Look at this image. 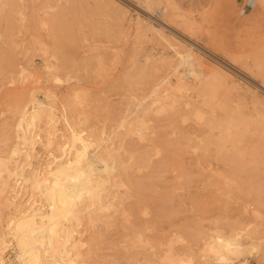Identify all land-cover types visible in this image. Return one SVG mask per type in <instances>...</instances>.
<instances>
[{
    "label": "rangeland",
    "instance_id": "1",
    "mask_svg": "<svg viewBox=\"0 0 264 264\" xmlns=\"http://www.w3.org/2000/svg\"><path fill=\"white\" fill-rule=\"evenodd\" d=\"M0 20V157L7 167L14 171L19 161L24 169L17 163L15 171L29 177L64 161L72 131L89 138L87 157L103 153L110 168L102 172L106 206L79 203L83 210L72 217L80 221H70L77 247L55 259L226 264L211 249L220 232L253 238L229 264H264V0H9ZM26 101L42 113L30 125L31 150L16 140ZM14 144L23 148L13 157ZM0 167L13 199L0 203L5 263L24 264L8 220L31 200L48 205L30 180L14 198L15 173ZM48 256L36 264L52 263Z\"/></svg>",
    "mask_w": 264,
    "mask_h": 264
},
{
    "label": "bare ground",
    "instance_id": "2",
    "mask_svg": "<svg viewBox=\"0 0 264 264\" xmlns=\"http://www.w3.org/2000/svg\"><path fill=\"white\" fill-rule=\"evenodd\" d=\"M8 1L9 0H0V10L6 6ZM10 4H11V0H10ZM147 14H148V12H147ZM149 15L151 17L153 16L151 13H149ZM2 20H0V25L3 22ZM4 22H5V19H4ZM160 23L161 22H159V24ZM165 23H167V22H165ZM11 28H12V26H11ZM8 30H9V28H8ZM10 31H12V30H10ZM10 35L12 36V34H10ZM8 37H9V35H8ZM7 41H9V39H7ZM2 44H0V50L3 47H5ZM11 45H13V44H11ZM9 47H11V46H9ZM9 49L10 48H8V50ZM11 50H9V51L11 52ZM6 52H7V50L5 52H3V53L1 52V53L4 54ZM178 53H179V50H178ZM8 61H10V64L13 63V61L11 59L10 60L8 59ZM47 67H49V66L47 65ZM178 79H180V78L178 77ZM177 85L179 86V82H177ZM180 89H181V87H180ZM29 100L31 101L33 99L31 98ZM27 102L28 101H26L25 104H19L20 105L19 109H18V107H16V110L17 109L19 110V113H18L19 114V120H18V123H16V125H17L16 126V131H19V134L16 133L17 134L16 136H18V138L17 139L15 138V139L18 140V143L21 142V143L25 144L26 146L29 145L31 147L30 148V150H31V149H33L32 147H34V143H35L37 138L35 137V134L32 135L35 132L33 131V133H31L32 131L29 130V129L35 123V121L39 120V119L36 120L38 117H42V113H41L40 110L37 111L35 109L29 111V107H27ZM19 103H20V101H19ZM21 103H23V102H21ZM16 104L18 105V103H16ZM41 107L42 106H40V108ZM49 109H51V108H49ZM47 114L49 115V113H47ZM45 116H46V113H45ZM52 117H54V116L52 115ZM17 119H18V117H17ZM64 120H67L66 117L64 118ZM67 122H68V120H67ZM69 122H70V120H69ZM36 123H38V122H36ZM65 124H67V123H65ZM36 126H38V125H36ZM36 126H34V127H36ZM67 126H69V125H67ZM32 128L33 127H31V129ZM6 131H8V130H6ZM71 132H70V135H71L72 138H70V139H72V141H71L72 144H71V142H70V144L72 145V147H71V149L68 150V153L66 152L67 153L66 154L67 158L65 160L63 159L64 161H62V162L58 161V159H57V161H54L55 165L52 166V167H49L45 171H43V169L40 170L38 168L33 169V170H31V172H30L31 176L29 175V177H27V175L24 177V174H23L24 171L23 172H19V171L16 172L17 170L15 171V166H16V169H17V166H18L17 163H20V167L23 166L21 164V162L17 161L18 160L17 158H14V159H17L16 160L17 162H16V164H15V166L13 168L14 171L13 170L11 171L9 169L10 165H9V168L7 167V161H8L7 158L5 157L6 158V160H5L4 158L0 157V166H3V167L5 166L6 167V168L4 167L5 168L4 170L7 171L8 176L9 175L11 176V172H13L12 173L13 175L15 173L13 185L11 184L13 188L10 187L11 189H13L12 192H14V195H15L14 198L17 196L16 194H18V195L21 194V192H22L21 190H23V191L25 190V188H24L25 184H26L25 182L30 180L29 183H32L33 190L38 191L40 193V196L41 195L44 196L45 199H46V203L48 205L47 206L48 209L46 208L47 209L46 210L45 209L46 206L44 207V205H45L44 203L43 204H41V203L35 204L36 202H34V201H36V200H34V201L31 200L28 203H30V204L33 203L34 205H30L29 204V208L28 209L26 208V209H21L20 210L21 214L19 213L20 216L18 215L19 216L18 218L16 217V219H15L13 217H10L9 220H8V222H9L8 226H12V227L15 228V229H13V232H15L14 230H16V233L14 234V236H16L15 238L17 239V240L15 239L16 240V244H18V247H21V249H22V250L21 249L20 250L22 251V257H23L22 260L24 261V264H28V263L30 264V262H31V264H36V263H38L39 260H41V259L44 260V258H47L46 255L48 256L49 254L50 255L48 256V259H46V260H49V259L53 258L52 259V263L49 262L50 264H61L60 261L63 259L62 256L65 255V257H68L67 255H69V253L71 252V250L69 252L70 248L68 246H71L72 250H74L73 248L77 247V246L74 247V241L73 242L71 241L72 238L74 237L72 232H74V229L76 228V226L74 225L75 226V228H74V226L71 224L70 221H72L71 219H74L72 216H74L76 214L78 215L79 210L77 211V209L80 206L79 203L82 202L83 199L87 198L88 201L90 202V205H92V206H90L91 209H94L93 208V204L95 205L97 203L102 204L101 207L103 205L106 206V203L104 204V201L102 199V195H101L102 192H100V191H101L102 187H104L105 182H106V179L102 176V172L104 170H107V168H108L107 159L105 157H103V155H102L103 153L102 154H98L99 152L98 153L95 152V154L92 152L93 154H89V155H92V157L90 158L89 155L87 157L86 154H87L88 149H89L88 147H90V143H91V142H88L89 138L87 140V137L83 138L84 136L80 135V133H74L73 132V134H71ZM79 132H81V131H79ZM83 132H84V129H83ZM47 142H46V144H47ZM15 143H17V142H15ZM76 143H79L80 146L77 147ZM48 144H50V143L48 142ZM62 144H63V142H62ZM70 146H69V148H70ZM13 147H14V149L11 148L12 149V154L11 153H9V154L14 157V155H16V154L18 155L20 153L19 149L22 150L23 146H22V148L20 146H19L20 148H17L15 146V144H14ZM73 147H75V149L72 152ZM9 154H7V155L9 156ZM25 154L27 155V153H25ZM28 154H29V156H32L31 152H29ZM71 154H74V157H72ZM2 155H4V154H2ZM104 156H106V155H104ZM10 157L11 156H9V160L11 159ZM27 158H28V155H27ZM29 159H30V157H29ZM12 162L14 163L15 161L12 160ZM9 163H10V161H9ZM100 164H102L101 167L99 166ZM49 165H51V162L49 163ZM45 168H46V166H45ZM21 169H22V167H21ZM108 169H110V168H108ZM2 170H0V172H1L0 176L2 177L4 175L2 180L4 178H5V180L2 181V185L0 183V187L2 186V192H0V203L3 202L2 200H7L5 202H8V200L10 199L9 196H8V194H10V192L7 193V189L9 187L8 186L9 182H7V180H8L9 177L5 176V173L3 174ZM106 199H105V201H106ZM10 200L12 201L13 199H10ZM47 200H48V202H47ZM8 203H10V201ZM108 203H110V201H108ZM108 203H107V205H109ZM38 204H40V206H38ZM84 205H86V204H84ZM99 206H97V207H99ZM80 207L82 208V206H80ZM81 208H79V209H81ZM86 209L90 210L88 206L86 207ZM95 209H96V207H95ZM82 210L83 209H81V211ZM79 214H81V213H79ZM77 217H79V216H77ZM77 217H75L74 220H79L81 218V217L80 218H77ZM62 218L67 220L68 224H66L65 222L63 223L62 222ZM61 223H63L62 224L63 226L60 225ZM77 223L80 224L79 222H77ZM8 226H7V228H8ZM76 231H77V229L75 230V232ZM261 232H262V230H261ZM224 234H226V233H224ZM2 235L3 234L0 235V264H6L5 263L6 261H5V258H4V251L6 249L7 244L5 243L4 238H3ZM259 236L262 237L261 234ZM215 238H216V242H215L216 245L215 246L212 245L211 249L213 250V252H218L220 258L226 264H229L230 262H232L234 258L243 257L244 254L246 253V245L249 242H251L252 239H253V238H250L251 240H247V241H241L240 237H235V238H232V239H228L226 236H224L220 232L215 236ZM263 238H264V236H263ZM263 238H261V239H263ZM71 243H72V245H71ZM223 249H225L226 252H228V253H222ZM55 255L56 256L57 255L61 256L62 259L59 261L58 259L61 258L59 256H58V259H55V258H57V257H55ZM75 257L73 258L74 260L70 259V264H86L84 262L75 261ZM168 259H170V261H171L172 260L171 256H168ZM63 260H65V259H63ZM71 260H73V261H71ZM41 261H40V263H43ZM68 262L69 261L67 259L66 264ZM47 263L45 261V264H47ZM262 264H263V262H262Z\"/></svg>",
    "mask_w": 264,
    "mask_h": 264
},
{
    "label": "crops",
    "instance_id": "3",
    "mask_svg": "<svg viewBox=\"0 0 264 264\" xmlns=\"http://www.w3.org/2000/svg\"><path fill=\"white\" fill-rule=\"evenodd\" d=\"M253 2H251V1H248V2H243V10H244V12L245 13H247V12H249V10H251L252 9V7H253Z\"/></svg>",
    "mask_w": 264,
    "mask_h": 264
},
{
    "label": "built area",
    "instance_id": "4",
    "mask_svg": "<svg viewBox=\"0 0 264 264\" xmlns=\"http://www.w3.org/2000/svg\"><path fill=\"white\" fill-rule=\"evenodd\" d=\"M237 264H257L254 260L247 258L237 262Z\"/></svg>",
    "mask_w": 264,
    "mask_h": 264
}]
</instances>
